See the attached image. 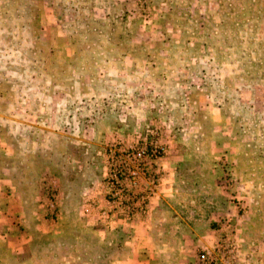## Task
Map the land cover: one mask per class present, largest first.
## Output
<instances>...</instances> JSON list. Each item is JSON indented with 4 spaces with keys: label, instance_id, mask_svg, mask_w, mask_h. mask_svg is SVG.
Listing matches in <instances>:
<instances>
[{
    "label": "rangeland",
    "instance_id": "1",
    "mask_svg": "<svg viewBox=\"0 0 264 264\" xmlns=\"http://www.w3.org/2000/svg\"><path fill=\"white\" fill-rule=\"evenodd\" d=\"M51 1L34 14L0 0V264L120 258L83 204L66 211L63 166L82 164V201L105 184L110 144L136 145L113 138L134 131L157 133L178 205L202 219L156 263L207 264L224 244L223 264H264V0ZM216 198L238 205V225L209 223Z\"/></svg>",
    "mask_w": 264,
    "mask_h": 264
},
{
    "label": "crops",
    "instance_id": "2",
    "mask_svg": "<svg viewBox=\"0 0 264 264\" xmlns=\"http://www.w3.org/2000/svg\"><path fill=\"white\" fill-rule=\"evenodd\" d=\"M52 4L51 0H29L28 9L30 11L33 10L34 14H36L39 13V10L41 12V9L43 10L45 7H47L46 10L52 8ZM113 123V121L108 122V130L116 128V125ZM137 133L136 131L131 133L128 136L130 140L122 135L115 136L113 140L137 144L141 137ZM101 155L106 171L105 147H102ZM97 160L99 161L98 158ZM64 163L63 169L66 170V173L65 177H63L62 188H66L65 191L63 190L65 192L64 202L66 211L68 212V206L69 210H71L69 204L75 199V201L83 204L81 216L85 223H94L100 226L101 229H103V225L108 226L104 227L107 237L113 239L108 240L107 243L112 246L114 252L121 253L120 258L113 260V264L115 262H122L121 264H141L153 261L154 264H157L156 257L159 250L168 253H178L180 246L190 245V242L193 241L196 242L194 240L196 238L194 231L196 232L200 228V224H197V221L199 223L202 222L201 217L199 219L196 217L200 211H193L190 208L188 213H185L182 210L183 208H180L178 204L181 192L175 187L177 180H172V172L166 175L164 163H162V166L165 171V177L158 192L151 201L149 214L146 217H140L128 222H116L113 218H109L106 215L109 209L105 199L103 181L98 183L96 180L95 187L88 188L83 185L87 188L85 191L89 192V196L81 201L79 194H77L79 189H76V186L80 185L78 179L82 177V164L76 166V169L73 171L65 160ZM77 169L81 172L77 173ZM88 186L90 185L88 184ZM79 193L81 192L79 191ZM216 199L218 210L210 211L208 216H205V218L210 219V221L208 220L209 223H212L213 218H216L217 221L222 223V225L218 224V226H223L224 223L225 228L233 227L234 225L231 223L238 225L239 220L235 216L237 215L236 210L238 205L235 204L234 206L233 203L227 204L226 201L222 202L220 199ZM208 201H211V199ZM220 214H223V216H216ZM179 256L181 258L180 253ZM178 261L181 262L180 259Z\"/></svg>",
    "mask_w": 264,
    "mask_h": 264
},
{
    "label": "built area",
    "instance_id": "3",
    "mask_svg": "<svg viewBox=\"0 0 264 264\" xmlns=\"http://www.w3.org/2000/svg\"><path fill=\"white\" fill-rule=\"evenodd\" d=\"M156 135L153 132L150 140L134 146L116 142L109 146L108 176L104 184L109 209L106 215L116 222L146 217L150 212L151 201L165 177L162 160L167 154V147L155 140ZM56 203L50 207L56 209ZM226 249L227 246L221 244L217 252H205L199 260L207 264H223L220 255L235 252L234 248L229 252Z\"/></svg>",
    "mask_w": 264,
    "mask_h": 264
}]
</instances>
